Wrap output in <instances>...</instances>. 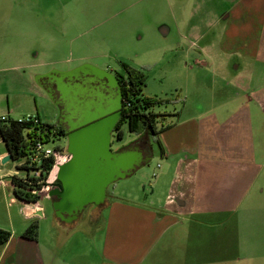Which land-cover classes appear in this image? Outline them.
Here are the masks:
<instances>
[{
    "label": "rangeland",
    "instance_id": "rangeland-1",
    "mask_svg": "<svg viewBox=\"0 0 264 264\" xmlns=\"http://www.w3.org/2000/svg\"><path fill=\"white\" fill-rule=\"evenodd\" d=\"M216 5V0H0V117L38 116L42 123L56 125L61 114L54 104L57 100L33 81L35 74L52 70L60 71L55 80L72 116L71 125L105 110L103 103L114 101L102 84L92 83L95 69L122 78H126L123 65L140 72L143 97L163 103L148 109L153 113L178 109L183 104L176 102L183 99L181 90L198 86L205 96L213 76L210 67L196 63L204 61L200 54L203 43L198 44L196 38L201 35L209 44L217 41L223 24L216 17L225 6L222 2ZM100 103L102 107H98ZM201 104L187 103L192 111ZM170 121L176 122L172 115L159 117L155 123L158 134L148 136L153 157L130 176L111 184L107 196L129 204H150L154 191V198L160 199L158 208L162 206L167 184L157 183L161 170L157 164L163 163L157 136ZM120 130L121 139L117 133L111 135L112 151L128 148L137 140L127 123ZM66 142L56 138L46 147L66 149ZM88 142L90 153L89 138ZM5 150L0 138V153ZM256 162L260 165L258 177L236 209L213 220L204 217L203 222L213 223L212 230L202 226V234L196 237L190 229L182 247L176 245L182 253L178 248L160 251L162 242L153 262L264 264V154ZM21 164L18 159L2 165L0 159L3 174L12 171L24 179ZM103 208L92 214L96 207L88 206L72 227L51 215L43 227L53 243L64 245L66 258L77 264H96L105 224Z\"/></svg>",
    "mask_w": 264,
    "mask_h": 264
},
{
    "label": "crops",
    "instance_id": "crops-1",
    "mask_svg": "<svg viewBox=\"0 0 264 264\" xmlns=\"http://www.w3.org/2000/svg\"><path fill=\"white\" fill-rule=\"evenodd\" d=\"M216 1V6L221 2L225 6L216 17V22L223 24L217 41L210 45L203 36L196 38L198 44L203 43L200 54L204 60L196 63L210 67V88L205 96L198 86L192 91L181 90L183 99L176 102L183 104L178 109L154 113L160 117L172 115L176 120L157 136L163 161L161 166L157 164L161 169L157 183L167 184L163 204L158 208L156 201L160 199L154 198V191L150 204H129L106 194L102 203L105 224L96 264H164L153 262L162 242L160 251L178 248L182 253L189 230L194 236L202 234V226L212 230L213 223L203 222L204 217L213 220L236 209L258 177L256 157L264 154V0ZM59 74L52 70L32 77L55 100L48 82ZM105 92L111 96L106 88ZM187 103L202 104L192 111ZM54 104L60 110L58 103ZM137 135V139L143 137L146 141L145 157L150 161L153 153L148 136L142 132ZM6 155L5 150L0 159ZM2 170L0 179H9L0 180V230L9 232L10 237L0 244V264H77L66 258L64 245L53 243L43 227L51 215L65 227L76 222L68 225L55 216L52 201L56 197L43 195L36 204L17 199L10 179L16 173L3 174ZM47 207L50 209L46 211ZM22 209H40L42 216L28 217ZM33 223L37 224L36 237H24Z\"/></svg>",
    "mask_w": 264,
    "mask_h": 264
},
{
    "label": "water",
    "instance_id": "water-1",
    "mask_svg": "<svg viewBox=\"0 0 264 264\" xmlns=\"http://www.w3.org/2000/svg\"><path fill=\"white\" fill-rule=\"evenodd\" d=\"M94 73L99 78L105 77L111 81L107 83L109 88L116 87L120 90L117 76L97 69ZM113 103L117 104L112 106ZM101 105L100 103L98 107H102ZM104 106L105 110L72 125L75 131L68 136L67 148L71 159L60 167L57 176L59 183L49 193L50 197H56L52 201L55 216L68 225L77 222L88 206L100 208L111 184L130 176L149 160L137 147L130 146L117 151L110 149L111 133L120 118L121 95L117 100H111V103H103ZM88 138L90 148L93 149L90 153ZM11 160L13 158L7 152L1 159V164ZM22 211L28 217L42 216L40 209Z\"/></svg>",
    "mask_w": 264,
    "mask_h": 264
},
{
    "label": "trees",
    "instance_id": "trees-1",
    "mask_svg": "<svg viewBox=\"0 0 264 264\" xmlns=\"http://www.w3.org/2000/svg\"><path fill=\"white\" fill-rule=\"evenodd\" d=\"M126 71V78L119 77L122 103L127 101L129 103L128 108H124L122 105L120 118L114 128L119 139L122 138L121 126L125 123L128 125V130L133 134H140L141 132L145 136H156L157 130L155 123L159 119L160 115L154 114L148 111L153 106L161 105L156 100H149L143 97L141 87L144 84V76L135 70H132L127 65H123ZM54 130L61 137L64 136L63 129L58 125L40 123L37 126L32 122L27 123L14 120L11 118L1 120L0 119V138L5 144L6 151L12 156L13 160L20 159L28 155L31 151V146L34 144V139L38 137L39 131ZM52 161L46 160L43 169L45 172L50 170ZM11 183L14 186V195L17 199L25 203H35L39 199L37 196L31 193L32 189H40L42 184L37 183L34 179L26 176V178H19L17 176L10 177ZM103 207L101 205L100 209ZM99 209V210H100ZM95 210H98L97 208ZM98 210V211H99ZM37 232V224H31L24 232L23 236L27 238H35ZM10 237V233L0 230V244H4Z\"/></svg>",
    "mask_w": 264,
    "mask_h": 264
},
{
    "label": "built area",
    "instance_id": "built-area-1",
    "mask_svg": "<svg viewBox=\"0 0 264 264\" xmlns=\"http://www.w3.org/2000/svg\"><path fill=\"white\" fill-rule=\"evenodd\" d=\"M122 105L125 109L129 107V103L127 101H124ZM0 119L5 120L7 117L1 116ZM19 121H24L27 123L32 122L36 126L42 123L36 116H27L25 118L19 119ZM56 138L59 139L63 137L57 134V132L54 130H51L50 132L46 130L43 132L39 131L38 137L34 139V144L31 146L30 153L20 158V160H22L20 167L26 172V176L34 179L37 181V183L42 184L40 189L31 190V193L39 198L37 202H39L42 195H48L50 191L55 189V185L57 184L56 174L58 170L71 159V154L64 148L58 147L52 149L46 147V143ZM48 159L52 161V164L50 170L45 172L43 165Z\"/></svg>",
    "mask_w": 264,
    "mask_h": 264
},
{
    "label": "flooded vegetation",
    "instance_id": "flooded-vegetation-1",
    "mask_svg": "<svg viewBox=\"0 0 264 264\" xmlns=\"http://www.w3.org/2000/svg\"><path fill=\"white\" fill-rule=\"evenodd\" d=\"M119 80L120 79H118V81ZM91 81H92V83L94 85L102 84L103 87L108 90V92L110 93V95H111V97L113 98L114 101L117 100L119 98V96L121 95V87H120L119 91H118V89L116 87L109 88L107 83H110L111 81L109 82V80L106 79L105 77L104 78H99L96 75H93L91 77ZM48 85H49V88H51V93L53 94V96L57 100L58 105L60 107L61 114L59 116V119H58L57 123H58V126H60L63 129V131H64L63 138L67 140V142H66V150H67V148H68V136L75 131V130L72 129L73 127H72L70 119H69L71 114L69 113V109L67 110L65 108L64 100L62 98V93L60 91L58 82L55 79H52V80H50L48 82ZM119 85H120V82H119ZM121 100H122V95H121ZM116 104L117 103H113L112 106H115ZM116 124H115V126H116ZM115 126L113 127L112 133H116L114 131ZM112 133H111V135H112ZM131 147L139 148V150L142 152V154L144 156L146 155L147 149H148L146 141L143 140V137L138 138L131 145Z\"/></svg>",
    "mask_w": 264,
    "mask_h": 264
}]
</instances>
